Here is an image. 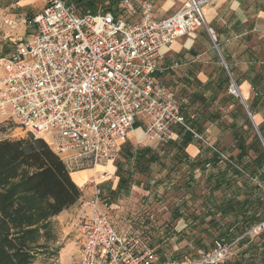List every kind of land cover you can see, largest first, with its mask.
<instances>
[{
	"label": "built area",
	"instance_id": "obj_1",
	"mask_svg": "<svg viewBox=\"0 0 264 264\" xmlns=\"http://www.w3.org/2000/svg\"><path fill=\"white\" fill-rule=\"evenodd\" d=\"M209 2L185 0L179 12L156 20L154 6L142 1V20L130 23L122 13L132 8V0L94 14H82L70 0H43L41 12L22 20L35 33L12 43L11 53L0 60V114L10 115L28 135L44 140L71 172L114 163L136 131L138 118L151 141L167 145L178 139L176 128H181L221 165L236 167L209 140V130L192 128L188 121L196 117L185 114L175 93L155 77L175 41L193 40L207 27L204 9ZM0 3H9L10 11L22 8L21 0ZM4 24L19 26L14 17H6ZM207 31L216 46L214 32ZM4 40L12 41L10 34ZM108 178L106 172L97 173L88 183L95 192L86 203L90 216L80 226L83 241L76 264H223L230 257L232 245L224 239L216 240L212 251L180 261H162L149 244L139 249L100 209L98 187ZM261 231L259 226L253 233Z\"/></svg>",
	"mask_w": 264,
	"mask_h": 264
},
{
	"label": "trees",
	"instance_id": "obj_2",
	"mask_svg": "<svg viewBox=\"0 0 264 264\" xmlns=\"http://www.w3.org/2000/svg\"><path fill=\"white\" fill-rule=\"evenodd\" d=\"M70 2L74 3L82 14H94L105 2H109V8H112L117 6L120 0ZM221 72L223 75L224 71ZM225 79L223 87L204 88L197 82L203 92L196 90L191 99L205 101L207 91L214 94L229 88L228 76ZM233 80L239 87L237 79L233 77ZM252 91L255 97L247 106L254 117L258 113V105L264 100L260 77L253 82ZM228 101H235L241 107L240 100L234 96L224 98L223 102ZM210 119L218 121L220 116L213 114ZM188 122L197 132L204 133L197 122L192 123L190 119ZM247 125L252 128L249 118ZM258 128L264 141V126L260 125ZM177 133L178 139L164 145L160 151L152 148L134 150L130 146L126 148V141L122 152L129 168L124 170L122 164L115 165L118 184L111 194L115 197L128 195L132 186H138L132 169L149 173L155 164L166 168L164 159L171 161L173 173L186 166L187 174L192 177L191 181H194L196 172H200L205 175V188L208 192L202 202L201 215H189L187 219L192 218L204 223L205 219L210 217L207 224L223 231L216 240L224 239L242 249L235 258L230 256L223 264H264V147L259 137L254 135L253 141L247 145L244 138L238 136L237 160L242 166L240 171L231 165H220L215 155L209 159L200 155L191 158L187 149L190 145H195L192 135L181 128H178ZM251 151L256 154L255 159L249 158ZM207 164H211L212 171H208ZM71 173L67 165L42 139L27 135L22 139L0 140V264H33L40 254L47 251L49 243L55 240L52 220L77 205L83 197V190L73 181ZM245 174L250 177L245 178ZM253 179L258 183L253 182ZM183 216L180 210H177L173 219L176 221ZM259 226L262 231L254 235L253 230ZM214 242L210 250L204 247L202 239H196L195 245L204 250L200 252H210L214 249ZM244 247L246 248L243 249ZM183 259L186 257L173 256L171 260Z\"/></svg>",
	"mask_w": 264,
	"mask_h": 264
},
{
	"label": "rangeland",
	"instance_id": "obj_3",
	"mask_svg": "<svg viewBox=\"0 0 264 264\" xmlns=\"http://www.w3.org/2000/svg\"><path fill=\"white\" fill-rule=\"evenodd\" d=\"M21 1L25 2V6L18 10H12L10 13L7 11V7L10 4L0 3V50L11 51L13 49L12 43H15V41H26L35 33V30L28 29L26 26L8 27L4 24L6 17L13 18L12 15H16V20L18 21L23 20L25 16H31L42 11V0ZM122 1L120 0L118 5L112 8H109L111 7L109 2H105L98 10L117 8ZM127 10L122 13L124 17L129 16ZM203 28L207 30V27ZM6 34H10L12 41L4 40ZM198 36V45L194 44L191 51L195 48L196 53L206 54L199 59L196 58L192 64L187 65V69L191 68L201 77L205 75L214 80L221 75L220 72L222 70L224 71L222 77L224 75L227 76L228 73L224 66V61L220 57L219 48H215L210 38L205 39L201 30L198 31ZM216 45L218 46L217 41ZM229 80V86L227 85L229 88L214 94L211 91H207L205 101H195L192 106L185 105V108H187V113L191 112L197 115L198 121L194 120L192 123L197 122L201 132L209 130L207 134L209 140L216 144L238 167V170L242 171V166L237 160L239 155L237 147L238 136H242L246 144L249 145L253 141L254 135L257 134L253 125L252 128L247 127V119L249 117L242 104L240 107L235 101L223 102L224 98L234 96L231 90V78ZM194 85L197 87V91L203 92V88H199L197 80H195ZM173 91L175 90L173 89ZM238 91L243 94L242 97L247 105L253 102L255 94L252 89L249 93L242 88H239ZM189 97L190 94L187 101L191 102ZM236 99L240 100L239 98ZM257 112L253 118L258 128L260 125L264 126V100L258 105ZM213 114H218L220 119L218 121L211 120L210 115ZM0 115L4 119L0 123V140L27 137L28 134L19 127L13 117L8 114ZM146 127L144 121L138 118L135 128L142 130L143 133L138 137V140L132 134L133 139L131 141L128 140V144L124 146L126 148L130 146L134 150L137 148H152L155 151L162 150L164 145L153 142L144 135ZM194 143L197 145L200 152L199 155L202 158L209 159L212 157V154L204 149L198 141L194 140ZM189 156L193 158L194 155L190 154ZM249 158L255 159L256 154L253 151L249 152ZM163 161L166 168L155 164L152 165L149 173L147 171L141 172L139 169H132V171L134 170V180L138 186H132L128 195L121 194L115 197L111 194V190L115 188L114 178L101 183L98 187L101 192L100 209L108 217L116 231L121 236L128 238L139 249L149 244L158 252L159 257L165 260H171L173 256L197 257L199 252L204 250L199 249L195 245L196 239H202L204 247L210 250L212 248L211 244L223 232L221 228L207 224L210 217H207L204 223L192 218L187 219L189 215H201L202 202L208 192L205 188V175L196 172L194 181H191L192 177L187 174L188 169L186 166L181 167L179 172L173 173L171 161L166 159ZM117 163L122 164L124 170L129 168L121 153L115 161V165ZM227 165L231 164H224L223 166L226 167ZM231 166L234 167L233 165ZM207 169L212 171V167ZM247 176L248 178L250 177L247 174L244 177L246 178ZM253 182L258 183L256 179H253ZM90 190V196L87 195L82 202L80 201L75 207L71 208L68 215L66 214L53 222L55 240L49 243L47 251L40 254L33 264H76L78 262L83 241L79 230L83 222L89 219L90 210L86 203L91 199L95 190L92 185H87L83 191L86 193ZM262 190L264 192V187ZM217 196H219V193H217ZM177 210H180L184 216L175 221L173 216ZM228 243L232 245L230 256L235 258L242 249L235 243H230L229 241Z\"/></svg>",
	"mask_w": 264,
	"mask_h": 264
},
{
	"label": "crops",
	"instance_id": "obj_4",
	"mask_svg": "<svg viewBox=\"0 0 264 264\" xmlns=\"http://www.w3.org/2000/svg\"><path fill=\"white\" fill-rule=\"evenodd\" d=\"M142 1H149L154 6L153 17L156 20L166 19L176 14L181 10L185 2V0H132L133 6L131 10H127L129 13V16L126 17L128 22L139 23L142 20V13L139 6ZM209 1V4L204 9L206 25L216 36L218 44V46H216L220 50V57L224 61L227 73L229 72L230 74L227 76L232 80L233 77H235L239 83V87L236 85L237 88H242L248 93L252 89L253 82H255L258 77L261 78V87L264 88V0ZM20 4L21 7L25 6L24 1H21ZM7 11L9 13L11 12L8 9ZM12 16L16 18V15ZM18 22H21L19 26H24L22 20H18ZM200 30L205 39L210 38L206 28H201ZM198 39L199 36L197 32L193 40L190 39L188 41L184 38L175 41L167 50L164 59L158 63V71L155 75L159 82L175 93L178 103L185 109V112L187 110L185 105L192 106L193 102H195L191 99L193 92L197 89L194 85L195 80L200 82L204 88L215 86L223 87L226 81V76L224 75L222 77V72H220L221 75L214 80L205 75L201 77L191 68L187 69V65L192 64L196 58L199 59L202 55L206 54L196 53L195 48L191 51L194 44H197ZM11 51L0 50V60L7 57ZM175 63L178 64L177 68H174ZM230 71L233 74H231ZM2 75L3 69L0 63V78ZM173 89L175 91H173ZM189 94V100L191 99V102L187 101ZM241 96H243L242 93ZM182 97L184 100H182ZM187 114L194 115L196 117L195 121H198L195 113L188 112ZM3 120V117L0 115V123ZM177 130L178 128H176V131ZM142 133V130L136 129V133L134 132L132 134L135 135L138 140V137ZM132 134L129 139L130 141L133 139ZM120 153L123 154L122 148ZM187 153L189 155H194L193 158H195L200 152L197 145H190L187 149ZM116 170L117 168L114 162L105 166L96 167L94 170L72 172L71 177L76 185L84 191L85 186L88 185L93 175L106 172L110 175L108 180L112 178L115 179V188L111 190L112 192L116 190L118 184V178L115 176ZM83 193V197L80 200L81 202L87 195L90 196L91 190ZM69 211L71 210L64 211L61 215L54 218L52 223L56 221V219H60L66 214L68 215Z\"/></svg>",
	"mask_w": 264,
	"mask_h": 264
},
{
	"label": "water",
	"instance_id": "obj_5",
	"mask_svg": "<svg viewBox=\"0 0 264 264\" xmlns=\"http://www.w3.org/2000/svg\"><path fill=\"white\" fill-rule=\"evenodd\" d=\"M214 46H215V45H214ZM215 48L217 49V46H215ZM225 68H226V67H225ZM228 74H229V72H228ZM229 75H230V74H229ZM231 82H232V87H233V89H232V93H233V95H234L236 98H239V99H240V103H241L242 106L245 108V110H246V112H247V114H248V117H249V119H250V121H251V123H252V125H253V127H254V129H255V131H256V134H257V136L259 137V139H260V141H261V143H262V145H263V147H264V141H263V139H262V137H261V135H260V133H259V131H258V128H257V125L255 124L254 118H253L252 114L250 113L247 104L245 103V100H244L243 97L241 96L240 92L238 91L237 86L235 85V83H234V81H233L232 79H231ZM237 91H238V93H237Z\"/></svg>",
	"mask_w": 264,
	"mask_h": 264
},
{
	"label": "bare ground",
	"instance_id": "obj_6",
	"mask_svg": "<svg viewBox=\"0 0 264 264\" xmlns=\"http://www.w3.org/2000/svg\"><path fill=\"white\" fill-rule=\"evenodd\" d=\"M237 93H238V91H237Z\"/></svg>",
	"mask_w": 264,
	"mask_h": 264
}]
</instances>
